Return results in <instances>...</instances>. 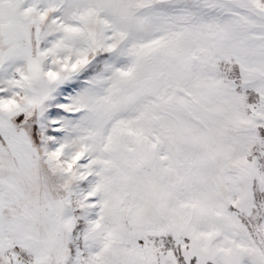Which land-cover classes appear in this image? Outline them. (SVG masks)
<instances>
[{"label": "snow or ice", "instance_id": "snow-or-ice-1", "mask_svg": "<svg viewBox=\"0 0 264 264\" xmlns=\"http://www.w3.org/2000/svg\"><path fill=\"white\" fill-rule=\"evenodd\" d=\"M0 264H264V0H0Z\"/></svg>", "mask_w": 264, "mask_h": 264}]
</instances>
